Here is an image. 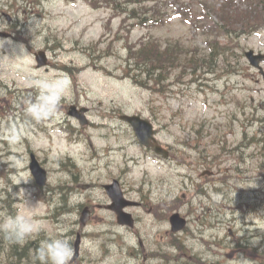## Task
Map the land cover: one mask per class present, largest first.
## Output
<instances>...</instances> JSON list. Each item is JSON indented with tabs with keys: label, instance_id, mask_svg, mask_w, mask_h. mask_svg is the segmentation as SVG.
Masks as SVG:
<instances>
[{
	"label": "rangeland",
	"instance_id": "374dc122",
	"mask_svg": "<svg viewBox=\"0 0 264 264\" xmlns=\"http://www.w3.org/2000/svg\"><path fill=\"white\" fill-rule=\"evenodd\" d=\"M263 7L264 0H0V30L13 35L0 37V135L13 124L21 132L15 154L29 180L13 185L9 173L16 170L0 162V192L7 194L0 212L33 224L26 238L32 244L18 264H32V251L46 239L72 243L81 228L73 223L80 213L70 210L80 202L93 215L69 264H236L238 258L264 264V77L244 55L264 53ZM206 22L228 26L229 56L213 55V66L193 65L210 53L214 35L202 29ZM144 44L166 60L156 62L165 70L151 87L132 80L137 64L128 62L130 48ZM38 51L47 55L45 67L34 58ZM65 78L70 85L55 119L25 116L22 101L35 97L37 81ZM73 104L88 108L87 123L68 116ZM122 113L148 119L173 157L144 151L119 120ZM32 153L47 172L43 186L29 169ZM11 154L0 140V161ZM207 169L222 181L195 195ZM115 177L143 201L129 210L140 220L133 228L118 226L106 207L102 185ZM158 192L171 193L172 210L184 203L192 209L183 233L172 232L155 210ZM66 203L69 209L60 208ZM256 235L262 238L253 245ZM5 250L0 264H8Z\"/></svg>",
	"mask_w": 264,
	"mask_h": 264
},
{
	"label": "clouds",
	"instance_id": "9594fccd",
	"mask_svg": "<svg viewBox=\"0 0 264 264\" xmlns=\"http://www.w3.org/2000/svg\"><path fill=\"white\" fill-rule=\"evenodd\" d=\"M69 85L70 82L66 78L51 82L37 81V94L35 97L29 96L22 101L25 116L38 123L55 119L58 116L60 101ZM21 139L22 134L14 124L5 130L3 135H0V140L6 141L12 148L13 154L0 162L6 163L8 169L16 170L9 173V178L13 181V185L29 181L19 171L24 167L23 157L15 154L17 151L15 145L20 143ZM7 192H11V187ZM6 199V192H0V200ZM0 218H2L0 219V234L9 244L22 245L33 232L31 220L23 215H11L5 211L0 212ZM60 231L63 232L66 229L61 228ZM261 238L259 235L253 236L251 238L252 244H258ZM72 251L70 241L67 238L46 239L40 243L37 249L32 251V264H69ZM236 264H252V261L246 258H238Z\"/></svg>",
	"mask_w": 264,
	"mask_h": 264
},
{
	"label": "water",
	"instance_id": "95a60500",
	"mask_svg": "<svg viewBox=\"0 0 264 264\" xmlns=\"http://www.w3.org/2000/svg\"><path fill=\"white\" fill-rule=\"evenodd\" d=\"M0 36H7L6 33L0 32ZM247 59L249 60L250 64L254 67H257L260 69V71H262V68L260 67V62L264 61V55L263 54H254V52L252 50H249L245 53ZM35 58L36 61L38 62V66H42L45 65L47 63L46 60V55L44 51H39L35 54ZM75 106H71V109L69 111V114L72 116H79L75 110ZM81 113H83L85 111L84 108L80 109ZM121 119L126 120L127 122H129L140 142L146 146H151L152 149L158 153H161L163 155H165L164 150L155 142V139L153 138V129H152V125L150 122H148L147 120H144L142 118H140L139 116L133 115V116H129V115H121L120 116ZM82 119V118H81ZM82 122V121H81ZM153 140V142H152ZM30 171L36 181V183L38 185H44L46 183V179H47V175H46V171L45 169H43L39 162L36 160L35 156L33 154H31V162L29 165ZM116 183L113 185H108L107 186V190L109 195L112 197L113 199V206H111L113 208V210L117 213V220L120 224H126L131 226L133 224V221L131 219V215L129 213H125L123 212L122 208L125 206V204L127 205V203H123L122 202V195L119 191L118 188H116ZM130 204V203H128ZM85 216V215H84ZM85 219V217L83 218V220ZM171 224H172V228L174 231H177L179 229L182 228L183 224H184V220L179 218V215L174 213L171 218H170ZM78 242V241H77ZM77 242H76V246H75V254L73 256V259L77 256L78 254V246H77ZM209 264H214V263H209Z\"/></svg>",
	"mask_w": 264,
	"mask_h": 264
},
{
	"label": "trees",
	"instance_id": "16d2710c",
	"mask_svg": "<svg viewBox=\"0 0 264 264\" xmlns=\"http://www.w3.org/2000/svg\"><path fill=\"white\" fill-rule=\"evenodd\" d=\"M131 15L135 16L136 14L133 11ZM222 36H227V34H222ZM220 48L224 49L225 46H220ZM129 53V66H134L135 64H137L134 69L136 71V74L132 76V80L135 83L141 86L151 87L152 85L157 83L156 80L160 82L159 72H161L162 74V72L165 70V66L162 67V65H156V62L165 63L166 60L163 61V56H161L159 53H155V51H153V47L148 44H144L136 49L130 48ZM225 54L226 53L224 51H218V55H221L220 57L225 56ZM170 60H172V58ZM226 62L227 61L223 58V63ZM198 63H200L202 66H213V64L215 63V61H213V52L205 54L204 57H200V59L194 62L193 65ZM168 64H171V62ZM0 240V254L2 248L3 250L6 249V261L8 264H18L21 258L26 257L27 250L32 244V241H30V243L25 242L22 245L9 244L3 239V236L1 234ZM33 246H35V242L33 243ZM12 254L15 256H12Z\"/></svg>",
	"mask_w": 264,
	"mask_h": 264
},
{
	"label": "flooded vegetation",
	"instance_id": "af4514ba",
	"mask_svg": "<svg viewBox=\"0 0 264 264\" xmlns=\"http://www.w3.org/2000/svg\"><path fill=\"white\" fill-rule=\"evenodd\" d=\"M165 148L167 149V156H168L167 158L170 159L171 157H173L172 156V153H174V150H173L172 147L171 148H168V147L165 146ZM144 151L148 152L147 149H144ZM201 164H202L203 167L208 166V167H211L212 168V165L209 162H207V161H203V162H201ZM207 170L209 172V175L207 176V180L208 181H206L204 184L210 185L211 184L210 181L211 180L216 181V177L214 175L215 173H214L213 170H210V169H207ZM114 180H118L119 183H117V184H118V186H120V189H121L124 197L125 198H128V199H132L133 196L130 194V192L128 190H126V188H124V181L120 177L119 178H116V177L115 178H112L111 181H114ZM108 184H109V182H108ZM204 184H203V186L201 185V188H204ZM104 186H105V184L102 185V187H103V189L105 191V187ZM201 188H198V190L196 192L197 194H198V192L205 193V191H202ZM141 191H143V190L141 189ZM143 192L146 193V191H143ZM141 194H144V193H141ZM156 195L159 197V198L158 197L157 198L161 202L159 204L155 205V210L157 212H160L162 215H165L166 219L164 220V222L165 221H168L169 228L171 227V224H170V216H171V214L173 212H178L182 217L185 218V220H186V226H185V228H186L187 227V223L189 222V219H188L189 214L192 212V209L189 211V205H188V203H184V204H181L180 205V208L181 209L182 208L185 209V213H182L181 212V209L179 207H178L179 209L172 210L173 207H171L170 201L173 200V197H171V193L170 192H166L165 194L164 193H161V192L160 193L158 192ZM132 200H135L136 201V205H135L134 208H140V207H142L143 201L141 200V198L139 199V196L137 197V199H132ZM69 207H70V205L67 206V203H66L62 208L69 209ZM106 207L108 208V205ZM73 208H75V206H73ZM83 209H87V211H88V221L86 223L81 222L80 219H76L75 221H73L74 224H76L77 226H80L81 230H83L84 229V226L89 222V217H91L93 215L92 206L90 204H85V203L80 202V203L76 204V210H70L72 212H75V213L79 214V213H81V211ZM129 209L130 208H128L127 210L129 211ZM196 210H197V207L195 208V211ZM210 211H211V208L208 207L207 208V212L210 213ZM132 215H133L134 222H135V225H136L140 221L139 220V217H138V215H134L133 213H132ZM75 233L77 234L79 232H75ZM181 233H183V232H181Z\"/></svg>",
	"mask_w": 264,
	"mask_h": 264
},
{
	"label": "bare ground",
	"instance_id": "6f19581e",
	"mask_svg": "<svg viewBox=\"0 0 264 264\" xmlns=\"http://www.w3.org/2000/svg\"><path fill=\"white\" fill-rule=\"evenodd\" d=\"M2 235V234H1Z\"/></svg>",
	"mask_w": 264,
	"mask_h": 264
}]
</instances>
